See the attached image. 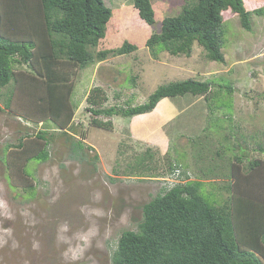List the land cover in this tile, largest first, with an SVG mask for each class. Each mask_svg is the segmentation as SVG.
I'll return each instance as SVG.
<instances>
[{"label": "rangeland", "instance_id": "1", "mask_svg": "<svg viewBox=\"0 0 264 264\" xmlns=\"http://www.w3.org/2000/svg\"><path fill=\"white\" fill-rule=\"evenodd\" d=\"M188 1L152 0L156 22L150 25L140 18L134 0H105L116 26L109 27L91 50L96 55L100 50H116L125 41L135 42L138 49L109 53L79 71L72 96L77 106L75 136L62 134L49 121L37 124L26 119L19 112L18 98L11 108L5 107L12 84L0 90V264H113L112 253L122 231L136 230L143 204L173 181L169 172L177 157L190 166L193 179H198L197 161L204 167L222 165L215 151L234 145L236 138L246 157L264 159V13H253L252 29L247 30L234 11L223 12L224 63L208 59L198 42L191 56L161 52L157 46L152 52L148 39L161 31L166 16L178 15ZM246 2L251 9L264 6V0ZM15 69L27 70V66L15 64ZM189 78L209 79L215 84L213 92L218 91L210 101L203 95H187L188 110L171 123L164 122L171 136L166 140L157 131L149 138V133L141 134L150 119L138 120L140 129L123 116H99L110 120L109 127L93 123L96 116L90 108L135 106L146 102L160 85ZM230 83L233 106L216 110L223 99L230 100L220 84ZM94 87L101 88L103 104L88 101ZM210 105L215 111L209 110ZM155 122L151 129H156ZM44 129L54 133L50 158L28 162L17 145ZM235 129L234 138L227 140L226 134ZM79 139L83 149L75 144ZM147 149L151 153L144 155ZM199 151L209 157L204 160ZM233 156L228 151L226 162L231 163ZM138 161L142 166L134 167ZM214 170L217 174L205 180V187L213 189L215 183L224 197L230 181L218 176L220 168Z\"/></svg>", "mask_w": 264, "mask_h": 264}, {"label": "trees", "instance_id": "2", "mask_svg": "<svg viewBox=\"0 0 264 264\" xmlns=\"http://www.w3.org/2000/svg\"><path fill=\"white\" fill-rule=\"evenodd\" d=\"M134 5L146 23L156 22L152 0H134ZM226 10L238 14L243 27L251 30L252 14H263L264 6L251 9L246 0H191L178 15L166 16L161 31L152 34L146 45L152 52L157 46L161 52L191 56L198 42L208 59L224 63L221 30ZM112 16L113 10L105 0H0V90L12 84L5 107L11 108L18 98L22 102L19 112L26 119L37 124L49 121L62 134L75 136L77 106L72 96L79 71L109 53L127 54L138 49L135 42L125 41L116 50H100L97 55L91 50L109 27L115 28ZM15 64L26 65L27 70L15 69ZM214 85L209 79L196 78L162 84L144 103L90 108L96 116L93 123L112 126L110 120L103 121L99 116L130 118L152 111L165 97L191 93L210 101L218 91L213 92ZM222 87L230 100L223 99L216 110L233 106V85L220 84ZM100 89L93 88L90 103H104ZM209 110L215 111V106L210 105ZM48 132L40 130L34 139L21 140L17 145L24 149L21 152L28 162L50 158L48 147L54 133ZM235 133L237 129L226 134V139L234 138ZM233 140L234 145H222L214 153L222 165L204 167L196 160L197 155L193 156L198 163V179L192 178L186 161L176 158L180 181L143 204L137 229H125L118 238L113 264H264V159H249L241 142ZM75 144L84 148L80 139ZM228 151L234 153L231 163L226 162ZM147 153L150 149L144 155ZM198 155L204 160L209 157L201 151ZM140 161L134 167H141ZM177 167L172 166L171 171ZM217 167L221 169L218 176L230 181L226 198L215 183L213 189L205 187V180L212 178ZM24 172L29 175L25 168ZM203 193L213 199L208 200Z\"/></svg>", "mask_w": 264, "mask_h": 264}, {"label": "crops", "instance_id": "3", "mask_svg": "<svg viewBox=\"0 0 264 264\" xmlns=\"http://www.w3.org/2000/svg\"><path fill=\"white\" fill-rule=\"evenodd\" d=\"M187 95H189V98H196V96H199V95H193V94L187 93V94L181 95V96L165 97L159 101L157 106L152 111L147 112V113H143V114L134 115L133 117H130L131 119H133L132 120V122H133L132 127L135 126V127H137V129H140L142 126L138 127V120L150 119L149 123L145 124V126L142 127L141 134L145 135V134L149 133V136H148V138H149L153 134V131H157L158 135H161L160 136L161 139L166 140V138H169L170 133L168 132L169 129L167 128V124H164V122L166 121V123H168V122L171 123L172 121H174L175 119L178 118L179 113H182V112L188 110L186 107H184L185 105L188 106L189 103L191 104V102H189V101H184V99ZM180 102L182 103L181 105H180ZM153 121H156L152 125L154 127H155V125H157L156 129L150 128V124ZM157 123H159V124H157ZM157 128H161V130H159ZM167 135H169V136H167ZM157 137L159 138V136H157Z\"/></svg>", "mask_w": 264, "mask_h": 264}, {"label": "built area", "instance_id": "4", "mask_svg": "<svg viewBox=\"0 0 264 264\" xmlns=\"http://www.w3.org/2000/svg\"><path fill=\"white\" fill-rule=\"evenodd\" d=\"M180 174H181V169L180 168H176V170L171 175L173 181H169V178L167 179L169 181L168 183L170 184V186L173 185L174 183H176V181H177L178 177L180 176Z\"/></svg>", "mask_w": 264, "mask_h": 264}, {"label": "clouds", "instance_id": "5", "mask_svg": "<svg viewBox=\"0 0 264 264\" xmlns=\"http://www.w3.org/2000/svg\"><path fill=\"white\" fill-rule=\"evenodd\" d=\"M175 167H177V165H174V168H175ZM177 168H178V167H177ZM180 169H181V168H180ZM175 170H176V169L172 170L171 172L173 173ZM170 175H172V174H170ZM168 178H169V176H168L166 179H168ZM179 181H180V180H179V178H178L177 181H176V183H178ZM176 183H174V184H176ZM174 184H173V185H174Z\"/></svg>", "mask_w": 264, "mask_h": 264}]
</instances>
